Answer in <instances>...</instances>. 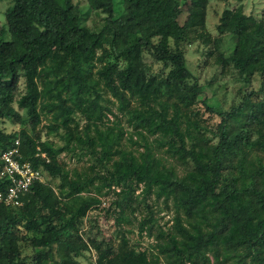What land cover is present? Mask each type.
<instances>
[{"label":"trees","instance_id":"16d2710c","mask_svg":"<svg viewBox=\"0 0 264 264\" xmlns=\"http://www.w3.org/2000/svg\"><path fill=\"white\" fill-rule=\"evenodd\" d=\"M88 2L105 15L98 30L84 24L74 0H9L4 11L0 166L18 140L21 163L59 184L35 180L19 205L0 203V264H25L23 245L33 249L34 264H80L92 250L95 264H159L124 232L117 244L84 237L88 212L107 192L121 198L119 225L126 208L144 204L140 231L157 236L167 264H264V99L251 91L229 111L202 99L182 49L191 30L205 27L210 0ZM216 30L220 46L231 38L218 64L245 86L259 75L264 88V19L240 5L225 9ZM207 115L219 118L215 131ZM45 119L47 135L61 145L42 140ZM9 121L28 128L8 134ZM63 153L89 157L88 171L65 174ZM9 185L0 179V193ZM152 196L175 212L170 228L156 219Z\"/></svg>","mask_w":264,"mask_h":264},{"label":"rangeland","instance_id":"374dc122","mask_svg":"<svg viewBox=\"0 0 264 264\" xmlns=\"http://www.w3.org/2000/svg\"><path fill=\"white\" fill-rule=\"evenodd\" d=\"M75 4L83 11L84 24L90 27L92 30H98L103 24L104 14H98L95 11L89 9L88 0H74ZM181 15L179 22L181 25L185 24L188 11L187 5L181 2ZM242 5L244 12L247 15H252L258 20L264 19V0H210L207 8V20L205 27L196 28L189 32L188 37L182 44V49L185 52L186 63L194 77L198 80L202 90V99H208L210 103H213L219 108L229 111L233 105L239 104L245 95L251 91H257L254 99H264V88L262 87V79L259 75L252 77V81L248 86H245L243 82L236 79V73L234 70L224 69L218 64L219 53L226 47H229V41L231 38L226 36L221 46L218 42H213L218 39L217 25L220 23V18L227 8L235 9ZM9 6V0H0V39L2 33L6 27V20L4 11ZM204 37L211 39L208 44L205 43ZM124 63L120 62L119 67H123ZM157 69V67L155 68ZM22 89H24L22 87ZM108 99L107 104L112 107L114 112L117 111L118 103L111 93H106ZM215 117V116H214ZM208 125L212 131H215L219 118L207 115ZM110 122L114 120L112 115L109 116ZM83 125L84 121H81ZM48 120L45 119L39 126L38 131L41 132L42 140H51L61 145L59 137L56 135H47ZM8 134L19 133L22 129L28 128L24 124H13L12 122H6L5 127ZM130 133L132 128L126 129ZM208 137H211L212 133L207 132ZM136 139V138H134ZM124 146L132 149L134 146L128 140L124 141ZM60 163L63 166L65 174L72 175L78 171L84 173L88 171L90 166L89 157L79 158L73 153H63L60 158ZM176 169L179 175L185 173V169L181 167L174 160L170 162ZM43 180L48 182L51 186L57 188L59 180H54L43 173ZM264 187V181L261 182ZM119 191V190H117ZM106 192V190H105ZM141 190L136 192L139 195ZM106 196H101V203L92 210H90L85 218L83 226V234L87 239L88 237H95L97 240L113 241L115 244L119 243L123 232L129 237L130 242L135 245L137 250H147L149 252L150 259L156 257L159 264H167L165 257L160 254L159 249L156 248V235L150 236L149 231H140V223L147 217L148 212L144 204H140L132 212L130 208L125 209V217L119 218L120 225L117 223L114 215V209H116L115 203L121 198L117 193L107 192ZM148 202L153 206L156 212V219L159 224L165 229H168L173 224L174 211L173 209L166 208L163 199L157 200L155 196L148 199ZM137 206V204H135ZM23 257L25 264H34L32 260L33 249L27 245H23ZM96 252L91 251L84 257L80 258V264H95ZM248 264H251L250 259L247 260ZM231 264V262L229 263ZM242 264V263H241Z\"/></svg>","mask_w":264,"mask_h":264},{"label":"built area","instance_id":"2783aa9c","mask_svg":"<svg viewBox=\"0 0 264 264\" xmlns=\"http://www.w3.org/2000/svg\"><path fill=\"white\" fill-rule=\"evenodd\" d=\"M20 159L17 140L15 147L5 151L1 156L0 179H6L10 185L6 193H0V203L19 205L18 197L21 192L28 191L35 180L44 182L43 174L39 170H34L28 162L21 163Z\"/></svg>","mask_w":264,"mask_h":264}]
</instances>
